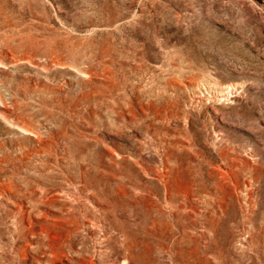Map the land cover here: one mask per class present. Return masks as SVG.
I'll return each mask as SVG.
<instances>
[{
    "label": "rangeland",
    "instance_id": "374dc122",
    "mask_svg": "<svg viewBox=\"0 0 264 264\" xmlns=\"http://www.w3.org/2000/svg\"><path fill=\"white\" fill-rule=\"evenodd\" d=\"M0 102V264H264V0H0Z\"/></svg>",
    "mask_w": 264,
    "mask_h": 264
},
{
    "label": "bare ground",
    "instance_id": "6f19581e",
    "mask_svg": "<svg viewBox=\"0 0 264 264\" xmlns=\"http://www.w3.org/2000/svg\"><path fill=\"white\" fill-rule=\"evenodd\" d=\"M84 71H85V73H83V75H85L87 80H89V81H94L95 79L99 80L100 76L96 70H84ZM9 111H10L9 107L6 104L0 102V113L4 114L6 116V115H9L8 114ZM13 124L15 126L21 128L27 134L33 135L35 137L36 136L40 137V133L38 132V130H36L28 121L16 120V121H13ZM164 174H165V171L161 173V175H164ZM82 184H84V182H82ZM83 187H85V185ZM13 191H14L13 185L9 182L5 183L4 186H1L0 187V202L2 201V199L3 200L6 199L5 201L8 202V200H10V199L7 197V195H11V193ZM8 192H10V193H8ZM169 199L171 200V196H168V202H169ZM52 200H58V199L55 198ZM160 209L162 210L163 213H165L162 208H160ZM86 220L90 222V218H88ZM107 264H114V262L108 261ZM122 264H132V260H131L129 255H125V257L122 261Z\"/></svg>",
    "mask_w": 264,
    "mask_h": 264
}]
</instances>
